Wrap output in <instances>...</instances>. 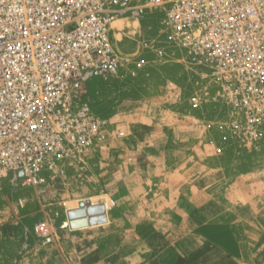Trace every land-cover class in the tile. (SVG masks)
<instances>
[{"label":"built area","instance_id":"2783aa9c","mask_svg":"<svg viewBox=\"0 0 264 264\" xmlns=\"http://www.w3.org/2000/svg\"><path fill=\"white\" fill-rule=\"evenodd\" d=\"M152 10L167 40L214 77L237 138L264 134V0H0V180L43 196L64 162L107 140L83 86L129 60L112 23Z\"/></svg>","mask_w":264,"mask_h":264},{"label":"rangeland","instance_id":"374dc122","mask_svg":"<svg viewBox=\"0 0 264 264\" xmlns=\"http://www.w3.org/2000/svg\"><path fill=\"white\" fill-rule=\"evenodd\" d=\"M162 22L160 11L152 10L139 19L125 17L112 23L114 46L129 60L114 76L96 78L83 86V97L108 120V138L103 144L83 156L82 161L64 162L63 172L43 196L19 180H0V227L23 223L33 242L48 237L57 243L54 249L62 243L65 255L54 260L4 256L0 264H15V259L23 264L27 257L36 258V264H124L123 252L117 248L109 251L104 238L98 235L101 232L97 228L102 225L86 224L91 226L80 229L71 222L106 212L115 216L125 189L124 162L129 149L138 146L153 156L162 147L165 172L178 173L181 166L185 169L191 163L196 164L190 167H196L199 173L206 163L215 184V178H229L239 169L249 175L242 182L248 185L255 180V187L264 192V180H260L264 179V134L253 141L237 138L230 129L229 108L218 94L214 77L180 45L167 40ZM193 95L200 99L197 108L190 103ZM241 184L235 190L241 189ZM77 232L83 234L75 235ZM109 252L117 255L108 256ZM171 257L157 260L148 256L142 261V256L133 264H206L204 256H177L174 262Z\"/></svg>","mask_w":264,"mask_h":264},{"label":"crops","instance_id":"0c3cea01","mask_svg":"<svg viewBox=\"0 0 264 264\" xmlns=\"http://www.w3.org/2000/svg\"><path fill=\"white\" fill-rule=\"evenodd\" d=\"M161 148L154 156L141 146L129 149L124 162L121 208L114 211L115 216L106 212V221L96 223L102 225L97 228L101 232L98 235L104 238L108 250L117 248L123 252L124 264H133L142 256V261L148 256L157 260L172 256L173 262L177 256H204L206 264H264V192L255 187V180L246 185L242 181L249 179L248 173L236 169L231 177L219 176L213 184L206 163L199 173L195 172L196 167H190L196 165L191 163L187 169L181 166L178 173L165 172ZM141 152L144 154L139 155ZM238 183H242V188L235 190ZM88 226L91 225L78 228ZM28 233L23 223L2 225L0 261H5L4 256H43L54 260L65 255L62 243L54 249L57 243L48 237L35 243ZM111 255L117 254L109 252ZM35 260L27 257L23 264H36ZM15 264H21V260L15 259Z\"/></svg>","mask_w":264,"mask_h":264},{"label":"bare ground","instance_id":"6f19581e","mask_svg":"<svg viewBox=\"0 0 264 264\" xmlns=\"http://www.w3.org/2000/svg\"><path fill=\"white\" fill-rule=\"evenodd\" d=\"M104 218L101 219V217L99 216H90L88 218V220H83V221H79V222H74L72 225L73 226H82V225H86V224H90V223H100L101 222H105L106 221V218H105V214L104 215H100Z\"/></svg>","mask_w":264,"mask_h":264},{"label":"water","instance_id":"95a60500","mask_svg":"<svg viewBox=\"0 0 264 264\" xmlns=\"http://www.w3.org/2000/svg\"><path fill=\"white\" fill-rule=\"evenodd\" d=\"M83 203H84V202L81 201V202H80V205H83ZM102 207H103V205H102ZM103 208H104V207H103ZM71 214H72V211H71ZM101 221H102V220H101ZM101 221H100V222H101ZM71 224H73V221L71 222ZM90 224H94V223H90Z\"/></svg>","mask_w":264,"mask_h":264}]
</instances>
